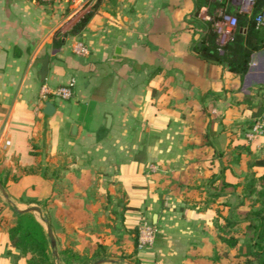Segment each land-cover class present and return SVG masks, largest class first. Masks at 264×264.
I'll return each instance as SVG.
<instances>
[{"label":"crops","instance_id":"0c3cea01","mask_svg":"<svg viewBox=\"0 0 264 264\" xmlns=\"http://www.w3.org/2000/svg\"><path fill=\"white\" fill-rule=\"evenodd\" d=\"M196 3L107 0L65 22L63 0H0L2 187L25 205L36 202L17 196L28 188L45 192L46 204L57 200V216L48 221H58L64 248L82 253L103 239L104 251L114 255L96 257L112 260L100 264H210V251L219 250L220 206L230 194H207L220 177H241L222 154L262 106L264 47L251 53L243 76L203 59L206 22L230 25L220 20V8ZM227 37L218 34L219 43ZM45 56L41 80L36 60ZM69 80L70 98L41 101V86ZM45 102L51 114L43 112ZM119 203L117 215L132 232L147 218L156 223L151 246L137 250L135 235L115 243L100 215L116 213ZM203 218L213 236L205 255L184 248L189 236H199ZM91 220L96 227L83 229ZM0 264H25L2 231Z\"/></svg>","mask_w":264,"mask_h":264},{"label":"trees","instance_id":"16d2710c","mask_svg":"<svg viewBox=\"0 0 264 264\" xmlns=\"http://www.w3.org/2000/svg\"><path fill=\"white\" fill-rule=\"evenodd\" d=\"M196 2L198 8L200 6L213 9L220 8L223 13L230 15L235 20L230 38L222 44L218 42V35L213 27L214 20H208L206 31L198 48L199 54L205 60L222 64L229 72L243 76L247 71L251 53L264 47V28L256 27L253 21L254 15L264 5V0H253L249 12L233 11L230 0H196ZM86 17L83 16L78 24L72 27L73 31L83 25ZM59 41L55 44H59ZM240 147L241 145L235 146L237 150ZM222 157L228 161L230 152L223 153ZM250 166L264 169V157H254ZM255 181H259V188L254 187ZM0 183L4 187V181L1 177ZM211 188H213V192L207 194L209 199L216 197L221 192L238 190L243 195L254 193L256 198L260 199L261 206L249 210L245 220L235 221L223 218L222 222L218 224L219 232L216 236L222 247V253L218 249L215 250L210 257V261L219 262L220 264L221 257H224L230 258L232 264H264V171L255 178L253 174L243 175L236 182H231L222 176L215 184H211ZM2 211L3 205L0 203V231L7 235L9 245L19 250V256L23 258L25 264H35L37 259H42L43 263L47 259V243L41 225L30 212L18 214L14 210V217L9 218ZM249 216L251 218H248ZM136 237L137 234L134 237L135 248L137 246ZM239 237L250 242L248 250L236 251ZM214 247L216 246L214 245ZM101 248L96 254L97 257L114 255L107 254L103 247ZM73 252V250L67 248L59 252L63 256L74 257L70 260L63 259L64 263H76L80 254Z\"/></svg>","mask_w":264,"mask_h":264},{"label":"rangeland","instance_id":"374dc122","mask_svg":"<svg viewBox=\"0 0 264 264\" xmlns=\"http://www.w3.org/2000/svg\"><path fill=\"white\" fill-rule=\"evenodd\" d=\"M230 6L236 7V10L238 11V9H241V12H246L247 10H245V8H240L238 7V5L235 2H232V0H230ZM249 12V11H248ZM225 16H227L228 18L231 17L230 15H227L224 13ZM221 20V19H220ZM223 22H225V19H222ZM228 22V21H227ZM227 27V25L223 24L222 27L219 26V30L223 31L225 28ZM232 28H227L226 31L228 34H230ZM217 31V30H216ZM219 31H217L218 33ZM259 100L262 103L261 108L259 109L258 113L255 114L250 121V124L248 126H243L240 129V138H237V140L233 143H231V145L229 146V149L227 150V152L231 153V156L229 158V160L227 161V164H230V166L232 168H234L236 174H240L241 176H245V175H249V174H253L254 178L259 176V174H262L264 169L263 168H255L250 166V163L252 162L254 157H264V138L262 139V142H256L254 144H250L248 142L245 141L244 138V134L246 132V130L250 127V125L252 124V121L254 120V118H256V116L259 115V113L264 109V96L263 94H261L259 96ZM260 106V105H259ZM241 145L240 148H238L239 150H237L235 148L236 145ZM230 167V168H231ZM55 169V168H54ZM57 173V171L52 172L51 173H47V176L49 175H55ZM228 175H233L232 172L228 173ZM57 177V175L55 176V178ZM55 180V179H54ZM259 181H255L254 187L259 188L258 185ZM5 192L8 194L12 193V190L10 189H5ZM41 189V191H43L42 187L39 188ZM55 190L56 187L54 188ZM54 191V190H53ZM238 195L237 196H233L234 192H229L230 195L226 196L225 199V203L223 205H221V209L220 212L222 211V213L225 215V218H228L229 220H235V221H241V220H245V218L247 219L246 215L247 212L249 210H253L258 208L259 206H261L260 203V199L256 198L254 193H250L249 195H243L241 194L239 191L236 192ZM11 195V194H10ZM13 195V194H12ZM17 196L20 199H27V200H34L36 201L34 204H30V205H37L41 211L42 214L45 218L49 219L50 216L54 215L57 216V213L59 211V204L58 201L55 200L54 202L49 204H46V202L48 201V197H46V193L42 192L41 194L38 193L37 190H35L34 188H28L26 190L21 191L20 193L17 192ZM13 196H8L9 200H11L12 205L10 203H8L2 196L1 192H0V203L3 205V214H5L6 216H8L9 218H13L14 217V207L21 209V208H25L27 206L30 205H25L22 202H17L16 200H13L12 198ZM87 198L93 200L95 198V196H91ZM260 198H262V196H260ZM83 200V199H82ZM120 201V200H119ZM98 202H101V198H99ZM97 202V203H98ZM96 203V205H97ZM117 211H115L116 213H110L112 210H110V212L106 211V213H103V215H100V218L103 217L104 219V224L106 226V229L109 230L110 235H114V238L116 239L117 245L121 244L122 240L124 238H131L137 234V232H132L131 229H128L127 227H125L123 220H121V216H118L117 213L120 210V203L117 204ZM94 211V210H93ZM95 212H99V210H96ZM264 213V212H263ZM31 214L33 215V217L36 219V221L41 225L42 230L44 232L45 235V239H46V243H47V248H46V253H47V259L42 263V259H37L35 264H69V263H64L63 259H73V256H63L61 254H59V252L63 251L65 246V244H67L64 241H62V237L59 236V225H58V221L54 220V221H49L50 223V227L54 236V240H55V251L57 253L58 256V262L55 260L54 256L51 254V249L49 247V243H48V238L46 236V231H45V225L42 221H40L38 219L37 213L36 212H31ZM220 214V213H219ZM221 216V215H220ZM248 218H251V216H249ZM216 220V219H215ZM255 220V218H254ZM147 222L151 223L150 218H147L146 220ZM216 222V221H215ZM220 222H222L220 220ZM193 222H191L192 224ZM155 222L151 223L152 226H154V230H155V234L157 232L156 228H155ZM195 224H197V222L195 221ZM91 225V228L96 227V222L94 220H91L90 222H86L83 224V226H85L83 229L86 228V226ZM201 226L202 228L199 230V236H189L186 240H185V246L184 248L187 249V251H191V250H196L195 252H203V254L205 255V251L207 248L210 249V247H207L209 243H211L210 241H213V236L211 234H209L210 232L207 231V226L208 222L206 221V218L202 219L201 221ZM108 235V234H107ZM110 236H108L109 238ZM93 238V237H92ZM98 239V240H97ZM71 240L73 241L74 239L71 238ZM94 243L93 244H97V246H92L90 248V246H87L86 248L88 249V251H84L82 253H77L80 254V257L77 258L76 263L74 264H90L91 262L95 261L97 258L96 254L102 249L101 247H103V249H105L106 245H103V239L102 242L99 241V238H94ZM197 240V241H194ZM210 240V241H209ZM76 244H83L84 242V238H78V240H75ZM74 241V244H75ZM136 241H137V237H136ZM209 243H208V242ZM73 244V242H72ZM195 244V245H194ZM250 242H248L246 239L243 238H238V244L236 247V251L241 250V251H246L249 249V245ZM64 248V249H63ZM92 249V252H90V249ZM222 247H219V252L222 253ZM68 249V248H67ZM136 249L138 250L139 248ZM215 250V247H214ZM107 251V250H106ZM88 252H90V256L88 255ZM73 253L76 254V252L74 251ZM182 253H179V256H181ZM213 252L210 251V257L212 256ZM89 256V257H88ZM209 257V261L211 260ZM40 258V257H39ZM96 258V259H95ZM88 259V260H87ZM90 260V261H89ZM221 263L220 264H232V260L230 258H224L221 257ZM88 261V262H87ZM131 261H133L135 264H140V262H138L135 259H132ZM173 262V261H172ZM182 261L181 259L178 260L176 259L172 264H181ZM210 264H219V262H212L210 261Z\"/></svg>","mask_w":264,"mask_h":264},{"label":"built area","instance_id":"2783aa9c","mask_svg":"<svg viewBox=\"0 0 264 264\" xmlns=\"http://www.w3.org/2000/svg\"><path fill=\"white\" fill-rule=\"evenodd\" d=\"M32 1L56 2L57 0H32ZM63 1L67 3V8H68L63 18V21L66 22L78 18L88 8H91L92 6H94L99 2H104L107 0H63ZM232 2H235L240 8H245V10H247L246 12H248L253 3V0H232ZM206 18L208 19V16H206ZM220 19L221 20L225 19L226 20L225 22L228 21V24L232 28L230 34H228L229 32L227 33L226 30L220 31L218 23L216 22H213V27L215 30L219 31L217 35L225 34L228 36L227 37L228 40L233 32L235 26V20L232 17L228 18L224 14L220 15ZM253 21L256 27L264 28V5L254 15ZM74 51L76 53H83L84 48L80 44H76L74 46ZM72 86H73V80H69L66 84H62L54 88H46L45 86H41L38 96L41 99V101H44L47 98L68 99L71 97L72 94ZM244 138L245 141L250 144H254L258 142L260 139L264 138V109L259 113L258 116H256V118H254L252 124L246 130L244 134ZM136 229H137V248L142 249L151 246L155 237L154 226H152L151 223L147 221H141Z\"/></svg>","mask_w":264,"mask_h":264},{"label":"water","instance_id":"95a60500","mask_svg":"<svg viewBox=\"0 0 264 264\" xmlns=\"http://www.w3.org/2000/svg\"><path fill=\"white\" fill-rule=\"evenodd\" d=\"M36 61L40 65L39 66L38 75H39L40 79L43 80L44 79V76H45V74L47 72V62H48V58H47V56H45L43 58L37 59ZM52 110H53V105L50 102H45L44 103L43 112L46 113V114H51ZM74 128H75V126L72 125L71 126V130H73ZM0 192H1L2 196H3V198L7 202H9L10 204H12V202L9 200V198L7 196V193L3 189L1 183H0ZM14 210L18 214L27 213V212H30V213L31 212H36L37 213L38 219L40 221H42L44 223V225H45L46 236L48 238V243H49V247L51 249V254L54 256L55 260L58 262V256H57V253L55 251V240H54V236H53V233H52V230H51L49 221H48L47 218H45L43 216L41 209L37 205H30V206H27V207H25L23 209H18L16 207H14ZM105 261H112V260H110V259H97V260L91 262L90 264H100V263L105 262Z\"/></svg>","mask_w":264,"mask_h":264}]
</instances>
